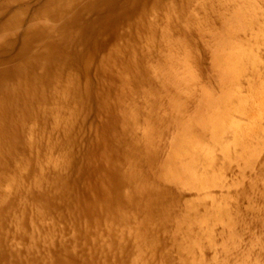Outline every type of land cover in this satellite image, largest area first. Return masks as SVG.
I'll list each match as a JSON object with an SVG mask.
<instances>
[{
	"label": "bare ground",
	"instance_id": "obj_1",
	"mask_svg": "<svg viewBox=\"0 0 264 264\" xmlns=\"http://www.w3.org/2000/svg\"><path fill=\"white\" fill-rule=\"evenodd\" d=\"M0 264H264V0H0Z\"/></svg>",
	"mask_w": 264,
	"mask_h": 264
}]
</instances>
